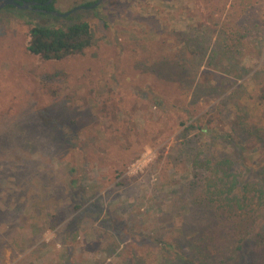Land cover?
Returning a JSON list of instances; mask_svg holds the SVG:
<instances>
[{
	"label": "rangeland",
	"instance_id": "374dc122",
	"mask_svg": "<svg viewBox=\"0 0 264 264\" xmlns=\"http://www.w3.org/2000/svg\"><path fill=\"white\" fill-rule=\"evenodd\" d=\"M259 2L261 33L217 63L225 44L190 0L79 10L94 43L62 61L29 48L32 27L63 19L0 10V264H264V206L231 213L205 195L222 159L264 185Z\"/></svg>",
	"mask_w": 264,
	"mask_h": 264
},
{
	"label": "trees",
	"instance_id": "16d2710c",
	"mask_svg": "<svg viewBox=\"0 0 264 264\" xmlns=\"http://www.w3.org/2000/svg\"><path fill=\"white\" fill-rule=\"evenodd\" d=\"M24 1L46 4L50 0H19V2ZM190 1L194 5L192 10L193 19L198 21L203 27L205 26L211 30V32H218L225 44L226 50L223 48V52H213V56L216 57V63L220 57L226 61L233 57L232 53H235V51L228 47L229 43L234 41L240 43L246 36L252 33L259 35L263 30L257 12L263 8V4L261 6L259 0ZM54 3L55 0L50 5L39 6L38 8L53 11ZM39 13L46 17H52L54 20L63 19L64 22H61L60 25L47 23L32 27L30 30L29 49L33 54L41 56L46 61H62L72 56L86 53L93 46L92 27L81 16L72 14L63 18L45 12ZM240 49H243V46H240L236 53ZM211 62H214V60ZM166 65L164 62L161 64L162 67ZM172 67L176 72V69L184 70L183 64H174ZM167 70H172V68L167 67ZM159 100L157 98L156 103L164 105L165 100ZM188 131L189 127L186 128V132ZM205 131L207 132L206 129H204V133ZM242 132L245 133V130ZM207 163V161L202 162L196 157L195 169L207 171ZM235 165V162L230 159H222L215 164L205 184V195L210 202L217 204L220 209H227L231 213H252L254 210V208H251L252 206H264V185L246 182L236 171L233 172ZM71 169H75L74 166H71ZM262 171L264 174V167ZM119 176H121V173H119ZM243 180L245 181L244 184H242ZM235 195H238L240 199L231 198V196ZM80 207L81 205L78 209Z\"/></svg>",
	"mask_w": 264,
	"mask_h": 264
},
{
	"label": "water",
	"instance_id": "95a60500",
	"mask_svg": "<svg viewBox=\"0 0 264 264\" xmlns=\"http://www.w3.org/2000/svg\"><path fill=\"white\" fill-rule=\"evenodd\" d=\"M54 0H50L49 2H47L46 4H40V3H37V2H19V0H0V10H2L3 8L7 7V6H14L16 8H19V9H23V10H35V11H38V12H45V13H49L53 16H56V17H68L70 15H72L73 13L79 11V10H82V9H93V8H96L97 6H99L103 0H99L97 3H95L94 5H91V6H87V7H79V8H76L75 10L69 12V13H66V14H61V13H58L56 11H48L46 9H42V8H38L39 6H45V5H50Z\"/></svg>",
	"mask_w": 264,
	"mask_h": 264
}]
</instances>
